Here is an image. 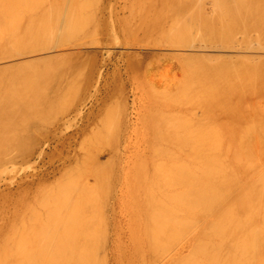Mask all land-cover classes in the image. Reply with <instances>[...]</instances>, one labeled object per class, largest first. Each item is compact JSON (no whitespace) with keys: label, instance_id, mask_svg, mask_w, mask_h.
Returning <instances> with one entry per match:
<instances>
[{"label":"rangeland","instance_id":"1","mask_svg":"<svg viewBox=\"0 0 264 264\" xmlns=\"http://www.w3.org/2000/svg\"><path fill=\"white\" fill-rule=\"evenodd\" d=\"M12 1V9H4L12 16L5 15L0 24V57L8 56L0 58V104L9 108L0 106V160L7 159V154L1 157L4 148L8 154L15 149L11 158L16 165L0 177V264H264V237L246 245L255 247L254 258H246L251 249L239 251L246 248L238 247L246 244L243 240L234 245L239 252L231 255L239 237L252 238L264 230V0H177L171 8L155 0ZM166 7L175 14L167 12L165 17ZM20 22L25 32L17 28ZM17 39L30 54H15L20 49L16 52L13 44ZM124 103L138 133L146 132L149 119L154 127L163 121L167 128L176 125L179 134L185 113L191 146L204 137L203 147L225 148L224 161L202 160L204 167L213 166L205 170L201 160L196 164L171 160L162 151L157 155L134 135L127 148L130 159L107 160L112 142L124 132ZM77 129L83 130L75 135ZM165 134L161 130L160 137ZM64 135L71 136L66 144L73 155L66 165L59 151ZM33 146L37 148L31 159L14 157ZM97 153L103 154L99 169L91 160ZM240 157L242 162L235 160ZM192 162L208 173L211 168L209 174H222L223 168L230 172L209 175L212 188L202 193L204 187L193 188L203 169L190 171ZM259 173L262 179L256 177ZM228 184L232 194L222 201L220 193ZM253 189L259 190L261 203L254 225L249 219L253 213L247 217L250 206L236 205L242 199L253 201ZM226 199L240 216L236 224L233 218L222 225L224 215V222L215 220L216 212L226 216L225 210H218ZM197 208L206 215L203 221L193 215ZM190 209L195 211L192 216ZM229 223H238L245 234L231 232ZM224 228L239 233L238 240L230 237L232 245L228 238L231 248L227 237L222 238ZM215 229L222 235L216 230L217 237L209 238ZM202 230L208 237L197 236ZM201 238L214 240L208 242L217 246L215 256L213 246L200 247L207 251L203 256L214 257L200 259L199 248L195 252L201 256L194 254L190 244L195 240L193 246H199ZM221 249H229L231 256L226 251L227 256H219ZM70 250L72 255L77 252L74 259L68 256Z\"/></svg>","mask_w":264,"mask_h":264},{"label":"bare ground","instance_id":"2","mask_svg":"<svg viewBox=\"0 0 264 264\" xmlns=\"http://www.w3.org/2000/svg\"><path fill=\"white\" fill-rule=\"evenodd\" d=\"M6 1H8V0H6ZM1 2V0H0V24L5 20V15H11V13H7L6 14V12L7 11H5L6 9H8V6L7 5H9V8H10V10L12 9L11 8V6H10V3H11V1L9 2V4H7L5 7H4V4H6L7 2ZM14 1H18V0H14ZM21 1V0H20ZM24 1V0H23ZM73 1V0H72ZM99 1H101V0H99ZM112 1V0H111ZM172 1H173V3L174 2H176L177 0H155V2H156V4L157 3H159V4H157V5H159L160 6V3H162L163 2V4L161 5L162 6V8H164L165 6H169V8H171L170 6H171V4L170 3H172ZM13 2V1H12ZM19 2V1H18ZM82 2V1H81ZM110 2V1H109ZM155 2H153L152 4L155 6V7H157L156 6V4H155ZM3 3V4H2ZM14 3H17V2H14ZM24 3H26V1H24ZM24 3L22 2L21 4H23L24 5ZM71 3V2H70ZM74 3V2H73ZM80 3V2H79ZM79 3H78V7L80 6L79 5ZM12 4V3H11ZM19 4H20V2H19ZM18 3H17V5H19ZM81 4V3H80ZM167 4V5H166ZM168 4H170V5H168ZM2 5H3V7H2ZM71 5V4H70ZM165 5V6H164ZM158 6V7H159ZM7 7V8H6ZM12 7H14V6H12ZM73 7H74V5H73ZM166 7V8H167ZM6 8V9H5ZM62 8H63V6H62ZM76 8H77V6H76ZM5 9V10H4ZM15 9H16V7L14 8V11H15ZM69 9L71 10V7H69ZM68 8H67V10H69ZM78 9V8H77ZM172 9H174V8H172ZM171 9V11L173 12V10ZM9 10V11H10ZM27 10V8H25V11ZM73 10H74V8H73ZM160 10V9H159ZM167 10L168 11H166V14L164 15L165 17H167L168 16V14L169 15H172L170 12V9H168L167 8ZM24 11V9H22V14L24 13L23 12ZM28 11V10H27ZM175 11H179V9H175ZM12 12V11H11ZM18 12V13H17ZM20 11H17L16 10V13L17 14H20L19 13ZM167 12H168V14H167ZM28 13V12H27ZM174 13V12H173ZM175 14V13H174ZM15 15V14H14ZM25 15H27L26 13H25ZM167 15V16H166ZM12 16V15H11ZM28 16V15H27ZM15 17V16H14ZM24 18H27L26 16L24 17ZM23 18V19H24ZM22 20V19H21ZM20 20V21H21ZM28 20V19H27ZM23 21V20H22ZM25 20H24V24H25ZM23 24V25H24ZM27 24V23H26ZM12 25H14V24H12ZM22 25V23L20 22V24H19V27H17V28H20L21 30H22V32H25V28H24V26ZM28 26V25H27ZM14 26H12V28H13ZM16 28V27H15ZM15 28H13V30H15ZM28 28V27H27ZM161 27H159V29H160ZM162 28H164L163 26H162ZM165 29V28H164ZM16 30H18V29H16ZM73 30V29H72ZM77 30V29H76ZM161 31H162V29H160ZM20 31V30H19ZM74 31V30H73ZM21 31H20V33L19 34H21L22 33ZM16 34V33H15ZM14 34V35H15ZM18 34V35H19ZM8 36V39L10 38L11 39V37H9V35L10 34H7ZM17 35V36H18ZM22 35H23V33H22ZM21 35V36H22ZM12 36V35H11ZM19 37V36H18ZM13 38V37H12ZM20 38V40H21V37H19ZM18 41H16V42H14L13 44H14V46H15V50H16V52H17V50H18V47L20 48L19 50H18V52L17 53H15L16 55H21V54H25V55H28V54H30L29 52H28V54H26L27 53V49L26 48H24L23 47V44H24V42H22V41H19V39H17ZM4 42V41H3ZM2 45V42L0 41V46ZM13 46V45H12ZM56 46H58L59 47V45H56ZM17 48V49H16ZM48 47H46V49H47ZM24 49H26V50H24ZM43 49H45V48H43ZM42 48H41V50H43ZM35 51H37V50H35ZM45 51V50H44ZM31 53H34V51H30ZM37 53V52H36ZM48 54V53H47ZM12 56V55H11ZM10 56V57H11ZM13 56H14V52H13ZM22 56H24V55H22ZM36 56V55H35ZM38 56V55H37ZM36 56V57H37ZM5 56H1L0 58H4ZM6 57H8V56H6ZM5 57V58H6ZM19 57V56H18ZM49 57V56H48ZM30 58V57H29ZM51 59V58H50ZM127 66L128 67H132V64H131V62L130 61H127ZM77 95V94H76ZM127 103V102H126ZM126 103H124V109H123V113H122V123H123V127H124V132L122 133V136L120 137V138H118V139H116L115 141H113L112 142V144H111V148H110V152L108 153L109 154V156H108V158H107V160H128V159H130L131 158V150L129 151L127 148L130 146V142H131V140H132V135H134L135 136V138H138V139H141V141H144L143 142V144L144 143H146V145L151 149V150H153V152H155L157 155L162 151V154L164 155V156H167V154L169 155V157H170V159L171 160H176V159H178V160H194L193 162H195L196 163V160H198L197 162H199V160H201V163L203 164V167H204V162L205 161H202V160H209L208 162H214V164H215V161H218V160H221L219 163H222L224 160H222V159H224V158H222V152H225L224 150H225V148H224V150H222V152H221V150L219 151L215 146L214 147H212L211 145H210V147L209 146H206L205 147V145H204V147H203V143H200L201 141H202V139L204 138H200L199 140H200V144L198 143V145L197 146H191L192 145V142L191 143H189V141H190V139H191V137H192V134H191V136H190V138H189V134H188V132L187 131H189L188 130V128H186V126H187V121H188V119L186 118V114L185 113H183V116L185 115V118L182 120V130H181V132L179 133V134H177L176 133V131H177V129L175 128V126L176 125H173V127H171L170 128V126H169V128H167L168 126H167V124L168 123H166L165 124V122L163 121V122H160V123H158L157 124V127H154V125L152 126L151 124H153V122L152 121H150L149 119H148V122H146V124L149 126L148 128H147V130H145L146 132L145 133H138V130H137V128H136V126H135V128H133V125H137V124H135L136 122H133V121H131V116H130V114L128 113V111H127V108H128V106L126 105ZM4 106V105H6V106H4V107H7V105L8 104H6V103H4V104H0V106ZM16 105H18V104H16ZM9 106H11V104H9ZM18 106H16V107H11V108H17ZM29 107V106H28ZM8 108V107H7ZM9 109V108H8ZM12 109V110H13ZM174 110H177V111H181V108H173ZM1 110H3V109H1ZM174 114H177L176 112L174 113ZM174 116V115H173ZM181 117V116H180ZM138 118V119H137ZM181 119H182V117H181ZM187 119V120H186ZM141 121V118L139 117V115L138 116H136V121ZM156 121V120H155ZM66 122H68V120H65V121H63V123H62V125H65V123ZM138 123V122H137ZM155 123V122H154ZM81 127V126H80ZM84 128V127H83ZM83 129H81V130H79V129H77V131L75 132V135H76V133H80L81 131H82ZM136 130H137V132H136ZM161 130H164V131H166V134H165V136L163 137V138H161L160 137V132H161ZM65 137H64V139H61L60 140V143H59V145L61 146V149H59V151H60V153H61V156H60V160H63V165H66V163H68V162H71V160H73V155H72V153L69 151V145H68V147H67V144H68V141H67V144H66V140L68 139H70L71 138V136H68L67 135V137H66V135H64ZM63 138V137H62ZM205 139V138H204ZM192 140V139H191ZM69 144H70V142H69ZM142 144V145H143ZM139 145H140V143H139ZM208 145V144H207ZM141 146V145H140ZM35 148H37L36 146H33L32 148H30V149H28V147L27 148H25L24 150H23V152H20V153H18V154H16V155H14V157H20L21 159H23V160H29V159H31L34 155H35ZM215 148V149H214ZM220 148V147H219ZM221 149V148H220ZM223 149V148H222ZM228 148H226V150H227ZM9 149H5L4 148V152L2 153V156L1 157H3L5 154H7V155H5V157L7 158V159H3V160H0V177L2 176L1 174L3 173L4 174V172H6V171H8V169L10 168V167H14L16 164H15V161L16 160H14L15 158H11L12 157V155H13V153H14V151H15V149H13V151H12V153H10V154H8V151ZM120 150H122V153L120 152ZM229 150V149H228ZM227 150V151H228ZM232 150V149H231ZM227 151H226V153H227ZM234 151H236V155H240V154H238L237 152L239 151V150H234ZM233 151V152H234ZM120 152V153H119ZM59 153V154H60ZM234 154H235V152H234ZM102 153H97V154H95V156H94V158L93 159H91V160H93V162H92V165L94 166V168L95 169H99V168H101L102 166H103V163L102 162H100L99 160L101 159V157H102ZM241 156V155H240ZM146 157V156H145ZM223 157H225L224 155H223ZM127 158V159H126ZM221 158V159H220ZM241 158V157H240ZM243 158H241V159H235V160H239L240 162H242L241 160H242ZM211 160H214V161H211ZM225 160H229V158L227 159V157H226V159ZM234 160V159H233ZM244 160V159H243ZM193 162L191 163L192 165H190L191 167H190V169H192V170H190V171H195V169H194V167L196 166V164H198V163H194L195 165L193 166ZM244 162V161H243ZM207 163V162H206ZM205 163V164H206ZM218 162H216V164H217ZM209 164V163H208ZM201 165V164H200ZM200 165H197L198 167H200L199 169H203V170H201L200 171V173L198 174V175H200V174H202V173H205L204 175L206 176H204V177H202V175H200L201 177V179H199V177H197L196 176V178L198 179H196V181H197V184H196V186L195 187H197V186H199L200 188L201 187H204V188H202V190L200 189V191H202V193H204L205 191H208L209 189H211L212 187H211V185H209V175H211L210 177H212V176H214V175H216V174H214L215 172L216 173H219L218 175H224V174H226L227 172H228V174H229V170H227V169H229L230 167H226L225 169L227 170V172H224L223 170H224V168H223V170H222V174L220 173L221 172V170H220V172H217V170L215 169V168H213V170L215 171V172H213V174H209V173H211L212 172V169H211V171H210V169H209V173H208V171L206 172L205 170H207L208 169V167L207 166H209V165H205L206 167H204L205 168V170H204V168H202ZM193 166V167H192ZM196 166V167H197ZM210 166H212V165H210ZM198 167H197V170H199L198 169ZM213 167V166H212ZM215 167V166H214ZM217 167V166H216ZM221 168V167H220ZM219 167H218V169H220ZM194 169V170H193ZM13 170V169H12ZM225 170V171H226ZM231 170V169H230ZM202 171H204V172H202ZM219 171V170H218ZM264 171V170H263ZM263 171H261L263 174H264V172ZM196 172V171H195ZM224 172V173H223ZM258 172V171H257ZM260 172V171H259ZM7 173V172H6ZM192 173L193 172H191V175L190 176H192ZM246 173V172H245ZM208 174V175H207ZM241 174H243V172H241ZM194 175V174H193ZM195 175H196V173H195ZM252 175V174H251ZM250 175V176H251ZM242 176V175H241ZM249 176V177H250ZM260 176H261V174L259 173L256 177L258 178V179H262V178H260ZM264 178V177H263ZM192 179H193V176H192ZM194 180V179H193ZM211 180V179H210ZM246 181V180H245ZM263 181V180H262ZM192 181H190V183H191ZM194 182V181H193ZM196 183V182H195ZM195 183H193V184H195ZM192 184V183H191ZM191 184H190V187H191ZM229 186H227V189H225V190H223L224 189V186H223V191L224 192H222V193H224V194H222V193H220L221 194V196L222 195H224V197L222 198V197H220L219 196V199L221 198V200L223 201L224 199H225V197H227L228 199L230 198V196H231V187H230V185L231 184H228ZM247 185V184H246ZM256 185H258L257 187L259 188V185L260 184H255V186H253V187H256ZM241 185H239V187H240ZM242 186H243V184H242ZM261 186V185H260ZM263 186V185H262ZM193 188V185H192V188L193 189H198V187L197 188ZM238 187V186H237ZM246 187V186H245ZM228 188L230 189V190H228ZM191 189V188H190ZM192 189V190H193ZM204 189H206L205 191H204ZM226 190H228L227 192H225ZM235 190H237V189H235ZM240 190H242V189H240ZM239 190V191H240ZM262 190V189H261ZM263 190H264V187H263ZM263 190H262V192H263ZM194 191V190H193ZM192 191V192H193ZM204 191V192H203ZM229 191H230V193H229ZM252 192H249V193H252V194H250L252 197H254V195L257 193V197H255V198H252L253 199V201H251V202H253V203H255L256 205H257V207L256 206H254L253 205V203H252V205H250L251 204V202H250V199H249V202L248 203H244L243 202V199L241 200V201H239L240 200V197L242 196V195H240V197L238 196V198H236L237 199V201H239L238 203L239 204H236L237 205V207H240V208H238V209H241V207H245V206H250V208H246V209H250L249 211L247 210L246 212H247V217L250 215V214H252V215H250L249 216V219H250V223L252 222L253 223V225H254V222H255V220H256V217H257V210L259 211V204L261 205V203L263 204L264 202H258V199L260 200V196H258V194H259V190H256L255 191V189H253V190H251ZM255 191V192H254ZM191 192V193H192ZM255 194H254V193ZM194 193V192H193ZM243 193H245V192H243ZM243 193H239V194H243ZM261 193V192H260ZM195 194V193H194ZM199 194H201V192L199 193ZM225 194H227V195H225ZM230 196H229V195ZM191 195V194H190ZM245 195V194H244ZM198 193H197V198H198ZM262 196H263V194H262ZM250 197V196H249ZM248 197V198H249ZM192 198H193V196H192ZM228 199H226V201H224V203L218 208V210L219 211H221L222 210V212L225 210V211H230L229 213L228 212H225L224 211V213H227L226 214V216H225V214H220V212L218 213V214H216L215 213V215H214V217H215V220H218L219 222H221L220 221V219L222 220L223 218H222V216L223 217H225V219H223L222 220V222H224V223H222V225L223 224H225L226 222H227V224H228V222H229V220H232L233 218H235V219H233V221L234 220H237L236 218H240V216L238 217L237 215H235V213H236V211L235 210H233V206L230 204L229 205V202L228 201H230V200H228ZM251 199V200H252ZM192 200V199H191ZM198 200V199H197ZM197 200L195 201V202H197ZM228 200V201H227ZM262 201H264V199H262ZM190 202H192V201H190ZM194 203V202H193ZM225 204V205H224ZM242 204V205H241ZM192 205V204H191ZM197 205H198V203H197ZM200 205H202V204H200ZM200 205H198L197 207L199 208V206ZM194 206H196V205H194ZM193 205H192V207H190V208H193L194 207ZM230 206H232V209L230 210ZM263 207H261V209H263L264 208V204L262 205ZM201 207V206H200ZM221 207H223L222 209H220ZM195 208L196 207H194V209L193 210H195ZM197 208V209H198ZM202 208L203 207H201V210H202ZM226 208V209H225ZM196 209V212L195 213H198V214H193L194 212H192L193 210H191V212H190V215L192 216V214L194 215V217H197V215H199V219H202V221L204 220V217L206 216H204L203 215V211L201 212L199 209L197 210ZM204 209V212L205 211H207V208L205 209V208H203ZM260 209V210H261ZM212 210V209H211ZM233 210V211H232ZM197 211H200V212H197ZM210 211V210H209ZM231 211H232V213H231ZM234 211H235V213H234ZM245 211V210H244ZM244 211H243V214H245V215H243L244 217V219H246V222L244 221L243 222V218H242V216H241V219H242V222L243 223H247V222H249V221H247V220H249V219H247V217H246V212L244 213ZM253 211V212H252ZM262 211H264V210H261L260 212H261V214H263L264 212H262ZM212 212V211H211ZM192 213V214H191ZM203 215V218L201 217L202 215ZM237 214V213H236ZM260 214V215H261ZM221 216V218H219L220 216ZM235 215V216H234ZM231 216V217H230ZM234 216V217H233ZM237 216V217H236ZM263 216H264V214H263ZM194 217H190L191 218V220H193V219H198V218H194ZM214 217H213V219H214ZM218 217V218H217ZM217 218V219H216ZM209 219V218H208ZM213 219H211V222H212V220ZM228 219V220H227ZM261 219H264L263 217H261L260 218V220ZM210 220V219H209ZM214 220V221H215ZM239 220V219H238ZM252 220V221H251ZM207 221V220H206ZM218 221H215V222H217L218 223V225H220V223L218 222ZM233 221H232V223H233ZM208 223H210L209 221H207ZM214 222V223H215ZM235 222V224H236V221H234ZM239 224L241 223L242 224V222H239V221H237ZM264 222V221H263ZM237 223V225L239 226V224ZM251 223V224H252ZM259 223V222H258ZM262 223V222H261ZM261 223H259V224H261ZM207 224V223H206ZM226 224V226L228 227V229H229V226H230V224L231 223H229V225H227ZM234 224V225H235ZM241 224H240V226H241ZM249 224V223H248ZM215 225H217L216 223H215ZM232 225V224H231ZM234 225H232L233 227H238L237 225L236 226H234ZM245 225V224H244ZM263 225V224H262ZM213 226V225H212ZM232 226L230 227V231L232 232V230H233V232L235 231L236 232V230L237 229H239L240 228V226L238 227V228H232ZM243 226V225H242ZM241 226V227H242ZM246 226V225H245ZM222 228L223 227H225V226H221ZM251 227V226H250ZM259 227V226H258ZM226 228V227H225ZM223 229L222 231V233H223V235L221 234V231H218L217 229H215V230H213L214 232V235L213 234H210L211 236H209V238H213V237H215V235H218L217 233L218 232H220V235H222V236H224V237H222L223 239H225L226 240V237H227V244H228V238L230 239V240H232L231 238L233 237V235H235V233L234 234H231V232L230 231H228V229H227V233H226V229ZM244 228V227H243ZM246 228H247V226H246ZM255 228V227H254ZM257 228V227H256ZM260 228V227H259ZM263 228V227H262ZM262 228H260L259 229V231L262 229ZM241 229V228H240ZM240 229H239V232H240V235L241 234H245V233H242V231H240ZM248 229V228H247ZM249 229H251V228H249ZM218 231L217 233L215 232V231ZM220 230V229H219ZM242 230V229H241ZM253 230H255V229H253ZM203 231V230H202ZM244 231V230H243ZM258 231V234L256 235V234H254V236H252V238L250 237H247L246 235H241L242 237H239L240 239H239V242L237 241V243L236 242H234V244H233V240L230 242L231 243V245H232V249H233V252L235 253V254H231V255H236L239 251H241L242 252V249H246V251H249V250H247V249H251L250 250V252L251 253H249V255L247 256V254L245 253V255L247 256H245L244 255V257H246V258H249L250 256L251 257H253V255H251L252 254V249H253V247L254 246H251V245H253V243H252V241H249V240H255L256 239V237H257V240H258V237H259V241L261 242V241H263L264 239H263V237L264 236H262L263 234H264V230H261V232H263V233H260ZM245 232H247V230L245 229ZM249 233H250V231H248ZM253 231H252V229H251V233H252ZM201 233V234H200ZM225 233V234H224ZM254 233V232H253ZM262 234L261 236H259L260 234ZM197 234V233H196ZM205 234V235H204ZM207 234H209V233H207V232H205L204 233V231L203 232H199L198 233V235L197 236H201L202 237V235H203V237H208V235ZM239 234V233H238ZM237 234V235H238ZM207 235V236H206ZM213 235V236H212ZM237 235H235L236 236V238L234 239V241L235 240H238V237H237ZM191 236H195V235H191ZM190 236V237H191ZM196 236V237H197ZM234 236V237H235ZM239 236V235H238ZM244 236H246L247 238H249V239H247L246 237V240H244ZM250 236V235H249ZM217 237V236H216ZM215 237V238H216ZM231 237V238H230ZM193 238V237H192ZM191 238V239H192ZM198 238V237H197ZM220 240H222L221 239V236H219L218 237ZM253 238H255V239H253ZM190 239V240H191ZM198 239H200V237L198 238ZM197 239V240H198ZM202 240L204 239V238H201ZM263 239V240H262ZM193 240V239H192ZM201 240V242H199V246L197 245V243H195L196 245H197V247H194L195 245L193 244L194 242H195V240H194V242L192 243V244H190L191 245V247H193L194 248V251H193V249H191L190 251H191V254L193 255H191V257H196V256H198V258L202 255V252L204 253V251L203 250H205L204 248L205 247H210V246H213V250H214V248H216L217 246H214V245H210V243L208 242V241H210L211 242V244L212 243H214L213 241L214 240H210V239H204L203 241ZM225 240H223V243L225 242ZM229 240V241H230ZM242 240H243V242H245V241H249V242H251V243H247L246 242V244H244L243 242H242ZM198 241H200V240H198ZM240 241H241V243H243L242 245L241 244H239L240 243ZM206 242H208V243H206ZM257 242V241H256ZM229 243V244H230ZM259 243V242H258ZM203 244H204V246H203ZM229 244L227 245L228 247H230L229 246ZM236 244H239L240 246H238L239 248L242 246V247H244V246H246L247 244L249 245V244H251L250 246L252 247H248L247 248V246H246V248H237V250H236V248L235 247H237V246H234V245H236ZM260 244H264V241L263 242H261ZM194 245V246H193ZM201 245H202V248H203V250L201 251V249H200V247H201ZM244 245V246H243ZM226 246V245H225ZM225 246H224V248H225ZM264 246V245H263ZM262 246V247H263ZM58 247H60V245L58 246ZM70 247V246H69ZM68 247V248H69ZM65 248V247H64ZM198 249L199 248V250L201 251H196L197 253H199L200 252V254H196V252H195V249ZM231 248V247H230ZM229 248V249H230ZM235 248V249H234ZM255 248V247H254ZM70 249V248H69ZM196 249V250H197ZM212 249V247H210V249H208L207 248V250H211ZM229 249H227V250H229ZM232 249H230L229 251H231ZM238 249H239V251H238ZM258 249V248H257ZM257 249H256V251H257ZM58 250H60V249H58ZM62 251H63V248L61 249ZM66 250V249H65ZM64 250V251H65ZM73 251L75 250V251H77V249H72ZM222 250V249H221ZM220 250V251H221ZM226 249L225 250H222L221 252L220 251H218L217 250V254L219 255V252H220V255L219 256H221V254H222V252H223V254H225L226 252H227V254L228 253H232V252H229V251H227ZM264 250V249H263ZM57 251V250H56ZM62 251H60L59 253H61ZM67 251H68V249L65 251L66 252V255H67ZM192 251L194 252V254L196 255H194L193 253H192ZM215 251V250H214ZM226 251V252H225ZM236 251H237V253H236ZM244 252V251H243ZM258 252V251H257ZM72 252H71V250H70V252L68 253V256H72L71 257V259L73 258L74 259V255L77 253H74V255H72L71 254ZM177 253V252H176ZM205 253H207V251H205ZM204 253V254H205ZM215 253V254H214ZM263 253H264V251H263ZM50 254H52V253H50ZM63 253H61V255H62ZM65 254V253H64ZM70 254V255H69ZM175 254V253H174ZM173 254V255H174ZM203 254V255H204ZM211 254H213L214 256L216 255V251L215 252H213L212 251V253ZM222 254V256H224ZM227 254H225L226 256H227ZM244 254V253H243ZM243 254H240L239 253V256H242L243 257ZM255 254V253H254ZM258 254V253H257ZM200 255V256H199ZM202 255V257H204V258H201L200 257V259H205L206 257L207 258H211V257H214L213 255H211L210 256V254L209 255H205V256H203ZM229 255V254H228ZM231 255H229V256H231ZM65 256V255H64ZM76 256H77V254H76ZM166 256V255H165ZM209 256V257H208ZM225 256V257H226ZM57 257H58V255H57ZM62 257V256H61ZM160 257V256H159ZM162 257H164V256H161V258ZM238 257V256H237ZM171 258H173L172 257V254L170 255V259ZM254 258V257H253ZM253 258H250V263H251V259H253ZM50 259L52 260L53 258H51L50 257ZM70 259V258H69ZM169 259V258H168ZM65 261L66 262V258L64 259V258H62V261ZM166 260V259H165ZM67 261H68V258H67ZM72 261L73 260H69L68 261V263H71L72 264ZM168 262V261H167ZM68 263H65V264H68ZM163 263H165V262H163ZM63 264V263H62ZM241 264V263H240ZM243 264V263H242ZM252 264V263H251Z\"/></svg>","mask_w":264,"mask_h":264}]
</instances>
